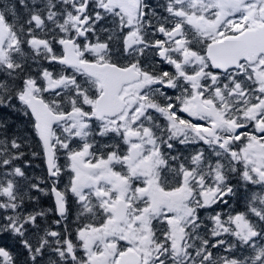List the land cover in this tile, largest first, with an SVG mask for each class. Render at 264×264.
<instances>
[{
    "label": "snow or ice",
    "instance_id": "obj_1",
    "mask_svg": "<svg viewBox=\"0 0 264 264\" xmlns=\"http://www.w3.org/2000/svg\"><path fill=\"white\" fill-rule=\"evenodd\" d=\"M0 264H264V0H0Z\"/></svg>",
    "mask_w": 264,
    "mask_h": 264
}]
</instances>
